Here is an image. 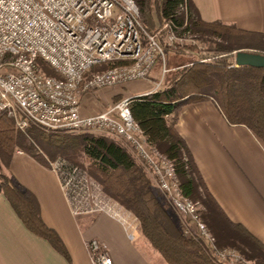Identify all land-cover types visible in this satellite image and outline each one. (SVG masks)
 <instances>
[{"label": "trees", "instance_id": "obj_1", "mask_svg": "<svg viewBox=\"0 0 264 264\" xmlns=\"http://www.w3.org/2000/svg\"><path fill=\"white\" fill-rule=\"evenodd\" d=\"M134 1L149 34L168 22L170 29L165 33L172 31L177 40L168 44L157 38L165 52L166 71L157 90L131 98V115L148 145L171 161L182 194L202 206L199 217L208 226L217 248L234 247L246 259L264 264V245L242 225L226 217L206 188L184 139L176 130L183 105L210 99L229 124L248 127L264 142V68L236 66L232 58V52L239 49L264 54V37L240 30L234 24L204 21L190 0ZM157 21L159 25L155 26ZM168 54L187 59L167 65ZM37 62L47 74L56 75L43 62ZM104 68H107L105 63L94 65L89 72ZM170 71L172 75L168 77ZM27 135L32 139L47 135L48 140L44 142L47 152L28 142ZM17 148L46 166L58 156L77 166H82L81 158L87 161L89 173L101 184L105 194L137 219L141 234L168 264H227L213 256L203 242L183 234L180 222L158 199L142 164L114 138L90 132L48 134L35 128L24 133L1 114L0 156L6 168ZM1 177L0 192L25 227L69 258L58 234L42 221L34 195L8 175L1 174Z\"/></svg>", "mask_w": 264, "mask_h": 264}, {"label": "built area", "instance_id": "obj_2", "mask_svg": "<svg viewBox=\"0 0 264 264\" xmlns=\"http://www.w3.org/2000/svg\"><path fill=\"white\" fill-rule=\"evenodd\" d=\"M162 27L170 29L168 22ZM156 36L144 29L134 0H0V115L21 131L35 127L111 136L152 176L185 236L203 242L219 261L238 259L234 250L217 248L197 204L182 194L171 161L146 142L130 112L134 96L111 101L99 112L81 111V90L146 79L157 63L163 75L165 52ZM167 40H177L172 31ZM37 60L56 75L47 74ZM113 62L119 63L85 79L92 66ZM48 167L72 214L103 213L134 229L128 212L86 170L62 157L49 160ZM86 246L92 264H114L97 239Z\"/></svg>", "mask_w": 264, "mask_h": 264}, {"label": "crops", "instance_id": "obj_3", "mask_svg": "<svg viewBox=\"0 0 264 264\" xmlns=\"http://www.w3.org/2000/svg\"><path fill=\"white\" fill-rule=\"evenodd\" d=\"M190 2L204 21L219 20L264 37V0ZM157 70L146 79L113 86L111 100L155 91L163 78L162 67L159 77L152 73ZM176 130L226 217L264 245V142L248 127L229 124L210 99L183 105ZM6 174L34 195L42 221L58 234L69 258L29 231L0 192V264H92L86 246L91 238L105 246L114 264H168L129 212L126 217L134 229L106 214H72L56 174L27 153L15 151Z\"/></svg>", "mask_w": 264, "mask_h": 264}, {"label": "rangeland", "instance_id": "obj_4", "mask_svg": "<svg viewBox=\"0 0 264 264\" xmlns=\"http://www.w3.org/2000/svg\"><path fill=\"white\" fill-rule=\"evenodd\" d=\"M159 25V23H158V21L156 22V25L155 26H158ZM163 26V25H162ZM162 26H160L159 27V29L155 32V33H157V38L158 39H160L161 40V42L163 43V42H166V43H168V40H167V33H165V31H166V29H163V27ZM163 30H162V29ZM154 33V34H155ZM187 42H188V40H187ZM169 44V43H168ZM171 44V43H170ZM242 45H245V44H242ZM263 49H264V47H263ZM236 51V50H235ZM235 51H233L232 52V58H233V55H234V52ZM187 58H183V57H180V56H174V54L173 55H171V54H168V56L166 57V60L168 61L169 60V63L167 62V65H175V64H178V63H181V62H183V61H185ZM44 64V66H45V68L46 69H48L49 71H50V73H52L51 72V67L47 64V63H43ZM106 64V66H107V68L108 67H110V66H112L110 63H105ZM155 67H157L159 70H157L156 72H152L153 74H155L156 75V77H159V75H160V68H161V64L160 63H157V65L155 66ZM107 68H104V70L105 69H107ZM93 74V73H92ZM92 74H90V72H88L87 74H86V76H85V79L87 80ZM53 75H55V74H53ZM172 75V72H169L168 73V77L169 76H171ZM113 87V86H112ZM112 87H106V88H100L99 90L97 89V90H95V91H93V90H86V89H84V90H81V92H80V97H81V111H82V113H84V114H89V113H92V112H99V111H101V110H103L104 109V107L109 103V102H111L112 100H111V93L109 92V90H110V88H112ZM87 93V94H86ZM85 97V100L86 101H84V98ZM94 103V104H93ZM84 110H89V112H87V111H84ZM33 129V128H35V127H30V128H28V129H26V130H24V131H21V130H18V129H16V130H18V131H20V132H24V133H27L28 132V130H30V129ZM35 129H37V130H41V129H38V128H35ZM43 133H62V132H46V131H43V130H41ZM63 133H82V132H63ZM108 136V135H107ZM111 137V136H110ZM27 139H28V142H31L32 143V145L34 146H36L37 147V145H39L38 147L39 148H43L44 149V142H45V140L47 141L48 140V138H47V135L45 136V135H43V136H41L40 137V135L38 136V139H36V138H34V139H32V137H31V135L30 136H28L27 135ZM40 141V142H39ZM46 152H47V150L46 149H44ZM15 151H22V150H20V149H15ZM22 152H24V151H22ZM58 157H62V156H58ZM57 158V157H56ZM62 158H64V157H62ZM67 160V159H66ZM81 161H82V166H79V167H81L82 169H84V170H86L88 173H89V171H88V164H87V161H85L84 159H82L81 158ZM143 166V165H142ZM144 168V167H143ZM145 170V169H144ZM146 171V170H145ZM147 173V172H146ZM1 174L3 175V174H6V167L3 165V161L1 160V156H0V184L2 183V177H1ZM90 174V173H89ZM148 174V173H147ZM7 175V174H6ZM91 175V174H90ZM148 176H149V178H150V180H151V182H152V187H153V189H154V191L157 193V195H158V199L165 205V207H166V209L168 210V212L169 213H171L172 214V216L175 218V220H177V221H179V216L173 211V209L168 205V203H167V201H166V199H165V197L163 196V194L161 193V191L158 189V187H157V185H156V183H155V181H154V179L152 178V176L151 175H149L148 174ZM91 177H92V175H91ZM94 178V177H93ZM95 179V178H94ZM193 201V200H192ZM196 204H197V206H198V208H199V210H202L203 208H202V206L200 205V203H198L197 201H194ZM101 214H103V213H101ZM205 223V222H204ZM205 225H206V223H205ZM206 227H208L207 225H206ZM208 229V228H207ZM210 232V231H209ZM220 248V247H219ZM224 248H229V249H231V250H234L237 254H238V259H235V258H233V257H228V256H225V258H224V262L225 263H228V264H255V262L254 261H252V260H249V259H246L236 248H234V247H227V246H225V247H223L222 249H224ZM221 249V248H220ZM217 259H218V257L217 256H215Z\"/></svg>", "mask_w": 264, "mask_h": 264}, {"label": "water", "instance_id": "obj_5", "mask_svg": "<svg viewBox=\"0 0 264 264\" xmlns=\"http://www.w3.org/2000/svg\"><path fill=\"white\" fill-rule=\"evenodd\" d=\"M233 60L236 66L264 68V54L254 50H236L233 55Z\"/></svg>", "mask_w": 264, "mask_h": 264}]
</instances>
